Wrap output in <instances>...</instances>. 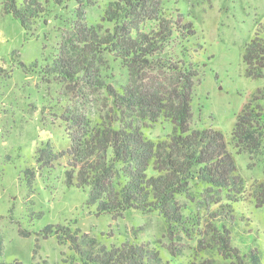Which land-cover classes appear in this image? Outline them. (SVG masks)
<instances>
[{"label": "trees", "instance_id": "1", "mask_svg": "<svg viewBox=\"0 0 264 264\" xmlns=\"http://www.w3.org/2000/svg\"><path fill=\"white\" fill-rule=\"evenodd\" d=\"M62 2L45 0L56 6ZM4 11L26 33L46 15L39 0H5ZM177 17L183 14H174L164 0H110L94 24L87 23L84 11L76 10L68 36L37 71L66 84H99L105 68L97 64L106 63L103 57L111 55L126 69L128 82L117 86L101 83L112 105L103 120L93 122L83 113L65 112L68 147L53 151L48 141L42 142L35 152V169L40 172L56 163L63 166L66 182L86 189L87 202L96 204L97 213L157 211L169 230L184 227L198 238L202 249L216 250L228 264H262L258 248L233 244L232 228L237 221L234 203L252 200L256 206H264V179L247 183L228 144L239 151H253L261 145L264 88H258L237 114L229 143L219 130L192 126L198 70L190 61L189 43L195 31L191 22ZM174 39L180 57L166 49ZM0 61V77H9L11 71L2 64L5 60ZM243 61L247 76L263 77V37L255 34L245 44ZM17 65L29 67L23 61ZM153 74L162 75L161 88ZM159 119L169 121L172 132L158 138L147 136L146 123ZM35 169L24 170L28 186ZM194 186L203 187L197 194L204 198L197 200L203 207L201 211L187 208L185 214L178 196L187 194L193 201ZM41 232L51 235L56 230L47 225ZM63 234L57 235L59 242L68 244L84 264H170L158 249L147 245L128 241L107 245L78 228L71 231L66 227ZM2 254L0 239V264H23L5 262Z\"/></svg>", "mask_w": 264, "mask_h": 264}, {"label": "rangeland", "instance_id": "2", "mask_svg": "<svg viewBox=\"0 0 264 264\" xmlns=\"http://www.w3.org/2000/svg\"><path fill=\"white\" fill-rule=\"evenodd\" d=\"M4 1L0 0V60H5L2 64L11 75L0 77L1 259L23 264H84L68 244L58 240L57 235L64 236L63 230L68 227L96 236L107 245L128 241L156 248L170 264H228L216 250L202 249L198 238L184 227L169 230L157 211L97 213L96 204L87 202L88 191L66 182L63 166L56 163L40 172L35 169V152L42 142L48 141L53 151L68 147V125L62 117L65 112L83 113L93 122L103 120L112 109L104 86L125 84L128 76L121 62L111 55L103 57L106 63L97 64L105 68L99 84H66L37 71L68 36L76 10L84 11L87 23L94 24L100 21L110 0H64L61 6L39 0L45 5L46 15L28 33L4 11ZM164 2L174 14L182 13L183 17L177 18L191 22L195 31L189 43V58L198 70L191 125L219 130L229 143L237 114L258 88H264V72L261 78L247 76L243 61L245 44L255 34L264 38V0ZM166 49L180 57L178 40L171 41ZM18 61L28 69L17 65ZM34 62L37 65L31 67ZM162 80V75L155 76L160 88ZM172 129L164 119L145 125L146 135L153 138L169 135ZM228 149L247 183L264 179V139L253 151H239L233 144H228ZM60 161L65 163V159ZM26 168L35 169L29 186ZM191 190L193 201L187 194L178 196L186 207L185 214L187 208L201 211L203 207L197 201L204 200L197 196L203 187ZM233 207L237 216L233 244L258 248L264 264V206L246 200ZM47 225L56 233L44 235L41 231Z\"/></svg>", "mask_w": 264, "mask_h": 264}]
</instances>
